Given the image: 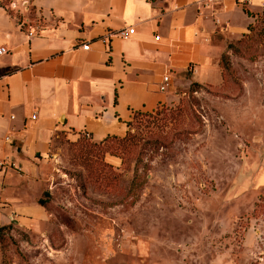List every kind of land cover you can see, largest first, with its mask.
<instances>
[{
  "label": "rangeland",
  "instance_id": "374dc122",
  "mask_svg": "<svg viewBox=\"0 0 264 264\" xmlns=\"http://www.w3.org/2000/svg\"><path fill=\"white\" fill-rule=\"evenodd\" d=\"M237 2L123 136L54 131L32 158L44 215L0 224V264H264V8Z\"/></svg>",
  "mask_w": 264,
  "mask_h": 264
},
{
  "label": "crops",
  "instance_id": "0c3cea01",
  "mask_svg": "<svg viewBox=\"0 0 264 264\" xmlns=\"http://www.w3.org/2000/svg\"><path fill=\"white\" fill-rule=\"evenodd\" d=\"M16 1L36 15L0 3V224L44 215L32 158L54 131L125 134L134 111L173 98L176 74L206 64L214 18L264 0Z\"/></svg>",
  "mask_w": 264,
  "mask_h": 264
},
{
  "label": "built area",
  "instance_id": "2783aa9c",
  "mask_svg": "<svg viewBox=\"0 0 264 264\" xmlns=\"http://www.w3.org/2000/svg\"><path fill=\"white\" fill-rule=\"evenodd\" d=\"M209 1H215V0H209ZM261 6L264 7V1L261 3ZM133 31V28L132 27H129L128 29L126 28H123L122 30H120V34L123 36V37H126L128 35L129 32H132ZM89 46V43L88 42H85V43H82V47L87 49ZM7 51V48L0 45V55L5 53ZM168 85V76L167 75H164L163 77V82L161 83L160 85V88L161 89H165Z\"/></svg>",
  "mask_w": 264,
  "mask_h": 264
},
{
  "label": "trees",
  "instance_id": "16d2710c",
  "mask_svg": "<svg viewBox=\"0 0 264 264\" xmlns=\"http://www.w3.org/2000/svg\"><path fill=\"white\" fill-rule=\"evenodd\" d=\"M147 112H150V111H142V110H136V111H134L133 114H132V118L128 121V124H130V122L132 121V119L135 118L136 115L142 114V113H147ZM109 135H116V134H108V135H105L100 140L105 139ZM116 136H123V135H116ZM37 202L40 203L41 205L44 204V201L41 198H38Z\"/></svg>",
  "mask_w": 264,
  "mask_h": 264
}]
</instances>
